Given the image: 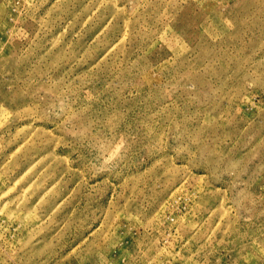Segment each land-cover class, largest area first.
<instances>
[{"label":"rangeland","instance_id":"1","mask_svg":"<svg viewBox=\"0 0 264 264\" xmlns=\"http://www.w3.org/2000/svg\"><path fill=\"white\" fill-rule=\"evenodd\" d=\"M0 264H264V0H0Z\"/></svg>","mask_w":264,"mask_h":264}]
</instances>
